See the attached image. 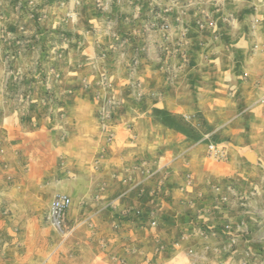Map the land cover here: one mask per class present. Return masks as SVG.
<instances>
[{
	"label": "crops",
	"instance_id": "0c3cea01",
	"mask_svg": "<svg viewBox=\"0 0 264 264\" xmlns=\"http://www.w3.org/2000/svg\"><path fill=\"white\" fill-rule=\"evenodd\" d=\"M101 1L54 103L23 118L5 104L0 255L236 264L258 169L249 135L264 125V0ZM57 195L71 200L61 230L47 217Z\"/></svg>",
	"mask_w": 264,
	"mask_h": 264
},
{
	"label": "rangeland",
	"instance_id": "374dc122",
	"mask_svg": "<svg viewBox=\"0 0 264 264\" xmlns=\"http://www.w3.org/2000/svg\"><path fill=\"white\" fill-rule=\"evenodd\" d=\"M101 4V0H0V128L9 113L6 103L19 118L32 104L54 103L53 91L63 85L61 75L70 65L67 54L81 43L91 12H99ZM259 129L258 135H249L246 151L248 162L259 171L249 181L250 215L239 224L248 239L238 244L236 264H264V125ZM5 243V224L0 223V246ZM6 258L0 255V264H6Z\"/></svg>",
	"mask_w": 264,
	"mask_h": 264
},
{
	"label": "built area",
	"instance_id": "2783aa9c",
	"mask_svg": "<svg viewBox=\"0 0 264 264\" xmlns=\"http://www.w3.org/2000/svg\"><path fill=\"white\" fill-rule=\"evenodd\" d=\"M110 107H112V104H110ZM107 108H108L107 106L102 107L99 114L100 126L105 132H107L106 124L104 123V120L107 118L108 115ZM110 138L111 136L108 135V139ZM208 150L211 154L217 153V149L212 145L208 146ZM70 204H71L70 198L65 195H57L50 202L47 217L56 229L61 230L64 215L68 210V208L70 207Z\"/></svg>",
	"mask_w": 264,
	"mask_h": 264
}]
</instances>
